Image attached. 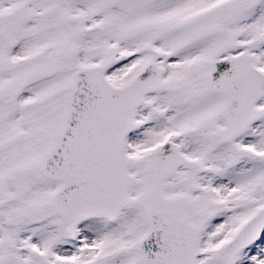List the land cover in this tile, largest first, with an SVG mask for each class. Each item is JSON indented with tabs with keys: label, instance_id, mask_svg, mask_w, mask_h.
Masks as SVG:
<instances>
[{
	"label": "snow or ice",
	"instance_id": "snow-or-ice-1",
	"mask_svg": "<svg viewBox=\"0 0 264 264\" xmlns=\"http://www.w3.org/2000/svg\"><path fill=\"white\" fill-rule=\"evenodd\" d=\"M0 264H264V0H0Z\"/></svg>",
	"mask_w": 264,
	"mask_h": 264
}]
</instances>
